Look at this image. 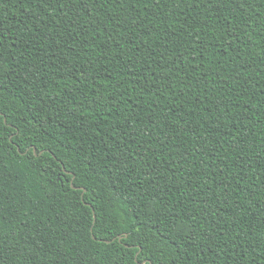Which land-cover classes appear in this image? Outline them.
Returning <instances> with one entry per match:
<instances>
[{
  "label": "trees",
  "instance_id": "16d2710c",
  "mask_svg": "<svg viewBox=\"0 0 264 264\" xmlns=\"http://www.w3.org/2000/svg\"><path fill=\"white\" fill-rule=\"evenodd\" d=\"M0 38V264H264V0H0Z\"/></svg>",
  "mask_w": 264,
  "mask_h": 264
},
{
  "label": "snow or ice",
  "instance_id": "6c2138e0",
  "mask_svg": "<svg viewBox=\"0 0 264 264\" xmlns=\"http://www.w3.org/2000/svg\"><path fill=\"white\" fill-rule=\"evenodd\" d=\"M157 6H159V5H157ZM2 43H3L2 38H0V44H2ZM136 251L141 253V256H143V261L145 262V264H151L152 257L151 256H144L142 248H137ZM137 259H138V264H139L140 258L138 257Z\"/></svg>",
  "mask_w": 264,
  "mask_h": 264
},
{
  "label": "water",
  "instance_id": "95a60500",
  "mask_svg": "<svg viewBox=\"0 0 264 264\" xmlns=\"http://www.w3.org/2000/svg\"><path fill=\"white\" fill-rule=\"evenodd\" d=\"M143 264H145V262Z\"/></svg>",
  "mask_w": 264,
  "mask_h": 264
}]
</instances>
